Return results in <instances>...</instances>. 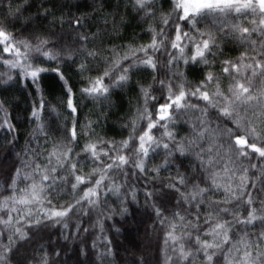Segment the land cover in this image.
I'll return each mask as SVG.
<instances>
[{"label": "snow or ice", "instance_id": "obj_1", "mask_svg": "<svg viewBox=\"0 0 264 264\" xmlns=\"http://www.w3.org/2000/svg\"><path fill=\"white\" fill-rule=\"evenodd\" d=\"M18 3L19 7H10L7 16L0 15V65L9 69L7 73H0V83L13 79L11 70H20L22 76L31 81L40 96L31 112V118L37 122L34 131L44 133L42 74L53 72L63 81L66 106L71 114H77L73 89L60 64L66 61L76 64L77 57H83L77 64V70L83 75L89 70L90 60L102 57V47H94L93 42L102 40L101 33L107 35L108 32L105 28L82 34L80 28L85 19L82 16L71 19L72 31L67 37L28 31L27 26L32 23L31 17L24 16L28 0H18ZM127 4L145 21L156 19V0H127ZM44 15H48L47 11ZM22 17L25 27L17 34L16 21ZM123 20V16L119 17V24ZM159 20L161 26L147 29L151 36L148 43L128 47L127 51L110 49L112 56L103 57L105 61L110 60V64L95 78L89 77L87 86L80 89L93 99H107L111 89L129 83L133 70L151 69L153 82L138 85L143 107L138 108L124 125L130 129L128 137L118 142L102 137L93 141L92 122L78 132L79 125L73 120L65 132L66 143L54 144L51 152H36L37 159L46 153V163L23 161L22 167L15 169L9 184L12 194L0 202V213H4L0 215V225L5 230L11 229V234L6 237L8 243L0 244V264H9L16 242L29 238L25 226L31 229L51 221L67 229L65 218L69 213L77 205H97L102 186L107 192L119 195L123 185L115 181L111 186L104 183L110 179L109 173H119L126 178H148L150 172L158 175L162 168L173 166L176 175L168 177V182H162L158 189L146 187L145 196L152 200L173 193L172 199L177 206L188 205L196 211L195 215L179 211L172 213L164 246L173 255L166 256L165 264H193L194 256L199 257L202 264H218L219 259L226 264H264V0H171V11L161 12ZM104 22L113 31L117 30L116 17L109 22L106 16ZM203 24L209 27L203 28ZM217 34H221L219 39ZM220 40L236 41L244 48L234 60L222 61L221 72L229 80L226 88L221 86L220 77L212 71H207L203 80L195 85L184 78L182 71L171 76L168 72H161L162 67L171 69L179 63L185 66L210 65V58L223 54ZM157 53L166 57L164 65H161ZM124 61L129 63L124 65ZM45 62H54V65L46 66ZM117 69L119 73L113 75ZM106 80L110 82L105 83ZM157 90L160 97L154 94ZM150 101L157 102L153 105L155 115L149 110ZM0 110L3 111L0 128L15 132L3 101H0ZM187 113L193 116L185 121L190 125L189 134L178 137L173 128ZM141 122L146 125L141 127ZM153 129L162 131L157 136ZM80 135L88 136L82 147L83 157L94 162L91 172L86 174H81L82 170L71 161L73 155H80L72 147L78 143ZM157 150H163L165 159L152 167L148 160ZM30 151L35 152L34 149ZM181 157H191L195 162L193 171L200 175L189 176L181 171ZM24 167H30L31 172L23 173ZM60 169L66 174L58 175ZM20 180L29 183L18 188ZM58 180L69 183L74 193L81 185L90 186L80 190L74 203L45 210V201L52 205L48 189ZM217 192L222 193V198L212 199L210 194ZM131 199L136 200L134 189ZM33 205L41 206L34 219L29 207ZM202 206L204 212L200 211ZM152 207L163 224L166 217L162 209L156 205ZM14 212L19 213L15 224L24 222L20 227L13 225ZM122 212H127V207ZM100 227L103 230L102 224ZM257 227L260 231H254ZM80 230L77 226V231ZM82 230L88 231L86 228ZM237 232L241 234L237 236ZM3 235L4 232H0V236ZM204 237H211V240ZM64 239L69 237L65 235ZM93 247H96L95 242ZM38 251L44 254L33 256L32 264H52L43 248ZM53 254L60 255L59 252ZM100 255H111V248Z\"/></svg>", "mask_w": 264, "mask_h": 264}, {"label": "trees", "instance_id": "obj_2", "mask_svg": "<svg viewBox=\"0 0 264 264\" xmlns=\"http://www.w3.org/2000/svg\"><path fill=\"white\" fill-rule=\"evenodd\" d=\"M18 0H0V15L7 16L10 7L14 9L19 7ZM157 16L154 20L145 21L137 16L127 4V0H28L27 9L24 12L25 17H31L32 23L27 26L28 31L37 33H52L55 37L61 35L67 37L72 30L70 21L76 16L84 17L83 26L80 28L82 34L95 33L98 29L107 28V35H102V40H95L94 47H102V57L97 60L89 61V70L83 75L77 70V64L83 57H77V63L72 61L61 62L60 68L63 71L68 84L72 87L74 93V102L77 105V114L73 115L66 106L67 94L63 81L59 80L53 72L42 74L41 87L45 106L41 113V119L45 125L44 133L34 131L37 122L31 118L33 106L40 100L36 87L30 80L23 77L20 70H11L13 79L8 83H0V101L4 102L8 119L15 127V132L5 128H0V202L5 196L12 194L9 187L15 169L22 167V162L29 164L33 160L44 164L46 163L45 155H41L38 159L36 152H51L56 143H66L64 139L67 128L71 127L73 120L79 125L78 132L91 121L94 134L92 140L98 138L104 140L121 141L128 137L130 129L124 127L129 119L136 114L138 108L143 107V99L140 95L138 85L152 83L151 69H135L130 73L131 79L128 84L122 88H114L110 90L107 99H93L83 93L80 89L87 86L89 77L95 78L102 73L105 67L110 64L103 57H111L110 49L116 48L118 51H127L128 47H136L146 44L150 41L151 36L147 31L149 26H161L159 15L161 12L167 13L171 11V0H156ZM47 11L48 15L44 13ZM108 17L109 22L113 17L117 18L118 28L113 31L109 25L104 22V17ZM123 16L122 24H119V17ZM25 27L23 17L16 21V31ZM209 27L203 24V28ZM27 34V33H25ZM221 34H217L218 39ZM71 43V41H67ZM244 48L236 41L220 40L221 54H217L212 59L210 65H193L185 66L183 63L173 65L171 69L162 67L161 72L172 73L182 71L184 78L192 84H198L203 80L207 71H212L220 77L221 86L226 88L229 80L221 72L222 61L225 59H235L240 56ZM161 65L165 64L166 57L157 53ZM127 65L129 61H124ZM46 66L54 65V62H45ZM9 69L0 65V73H7ZM119 73L117 69L116 75ZM157 75H160L159 73ZM6 79V77H4ZM160 78H164L160 75ZM110 81L106 80L105 83ZM214 90V89H213ZM157 97L161 93L154 91ZM163 103V100L159 101ZM202 104V101H194ZM156 101H150L149 110L155 115L153 107ZM3 111L0 110V118ZM193 119L191 113H187L181 117L179 122L174 126L173 130L178 137H185L189 134L190 125L185 121ZM2 122V119H0ZM146 122H141V127ZM162 129H153V132L159 136ZM88 141V136L80 135L78 143L72 145L74 152L80 155H73L71 161L76 163L78 168L82 170L81 174L91 172L94 162L85 159L82 153L83 145ZM34 149L35 152L30 151ZM165 159L163 150H157L149 160L148 164L152 167L160 165ZM181 171L186 172L189 176L198 172L193 171L192 165L195 163L191 157L183 158ZM55 163V160H53ZM219 170V166L217 168ZM31 172L30 167H24L23 173ZM65 173L64 169L59 170V174ZM176 175V168H162L159 174L148 173V178L144 176L124 177L119 173H109L110 179L105 180V184L111 186L113 181L123 185L119 195L107 192L102 186L99 189L98 204L90 206L87 203L77 205L69 217L65 218L68 228L65 229L60 224L54 225L51 221H45L44 224L25 230L28 232L29 238L17 241L10 253L9 264H32L33 256H42L44 252H39L43 248L49 254L52 264H165L166 256L173 255L170 250L165 249L164 239L166 232L169 230V223L172 221V213L179 211L184 214L195 215V209L188 205L177 206L172 199L173 193H169L163 198H154L148 200L145 196V189L159 188L160 184L167 183L168 177ZM251 175V173H250ZM155 176L153 180L151 177ZM98 178V177H97ZM69 179H71L69 177ZM29 181L20 180L17 183L18 188H24ZM90 185H81L74 193L70 184L65 181H57V184L48 189V199L52 201V205L44 202L43 208L46 210L51 207L59 208L61 205L74 203L78 198L80 190ZM135 190L136 200L131 199V192ZM212 199H221L222 193L210 194ZM152 205L160 207L163 216L166 217L163 224L160 218L155 215ZM17 208L22 206L16 205ZM33 211V219L37 214L40 205L29 206ZM127 207V212L122 209ZM87 212L85 215L84 212ZM201 212L205 211L202 206ZM4 215V213H0ZM13 225L20 227L23 225L15 224V220L19 218V213H12ZM103 225L101 230L100 224ZM79 226L80 231H77ZM88 229L87 232L82 229ZM239 228V226H237ZM251 228V226H249ZM236 231V229H234ZM254 231H260L257 227ZM0 232H4L0 236V244H7V235L11 234V229H4L0 225ZM180 230H177V235ZM241 233L237 232V236ZM67 235L69 239L65 240ZM99 237V239H97ZM211 240V237H204ZM254 239V238H253ZM93 242L96 247H93ZM107 242H110L108 244ZM111 248V255L101 257L102 252H107ZM59 252V256L53 253ZM193 264H202L199 257L194 256ZM218 264H226L223 259L218 260Z\"/></svg>", "mask_w": 264, "mask_h": 264}]
</instances>
